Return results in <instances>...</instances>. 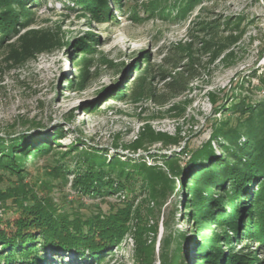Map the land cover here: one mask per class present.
Listing matches in <instances>:
<instances>
[{"label": "rangeland", "instance_id": "obj_1", "mask_svg": "<svg viewBox=\"0 0 264 264\" xmlns=\"http://www.w3.org/2000/svg\"><path fill=\"white\" fill-rule=\"evenodd\" d=\"M108 3L112 15L106 17L102 13L95 16L80 0L34 1L26 7L15 30L3 38L0 136L26 134L30 142L36 141L31 143H36L34 147L44 141L53 144L49 155L26 159L25 183L39 199H50L60 214L70 218L75 214L83 219L98 213L108 215L135 201L127 223L130 231L121 245L94 254L85 252L83 256L73 250L42 253L54 264H139L134 238L139 222L145 231L143 239L153 246L148 263L142 264H179L174 259L179 246L185 264H210L200 259L206 258L208 243L216 235L223 236L226 229L216 227V220L198 222L191 218L198 205L192 208L187 204L190 194L182 190L180 180L183 178L187 186L191 184L192 153L208 142L215 156L225 159V151L212 136L218 123H237L240 113L233 112L232 107L242 102L256 106L264 101V0ZM217 20L220 24L215 42L227 48L217 57L202 54L203 41L211 38L201 33L199 23ZM32 31L55 35L57 44L51 50L35 53L34 58L23 59L28 45L21 38ZM231 35L237 40H231ZM188 55L192 56L190 62L200 61L198 77L184 95L167 97L161 74L166 73L169 79L174 72L165 60L180 62ZM143 61L151 63V74ZM188 63L180 62V70ZM151 92L161 99L166 97L169 103L156 104ZM147 127L155 133L180 137V142L167 145L145 136L143 147L135 150V142ZM90 155L103 157L107 163L117 157L125 163V173L130 174L127 178L125 174L116 177L118 167L112 175L116 192L99 195L75 185L77 177L89 175ZM172 160L177 161L182 177L167 169ZM60 164L70 172L66 184L52 181L48 175ZM139 164L163 171L166 178L146 183L133 167ZM213 165L214 161H205L203 167ZM49 181L51 189L43 186ZM119 182L123 188H118ZM210 190L205 197H217L222 192L217 187ZM247 194L241 193L227 203L225 214ZM18 218L13 201L0 204L2 229L10 231L7 223L13 224ZM226 234L234 238L232 230ZM244 244L235 242L232 253L239 256L257 246ZM220 245L221 252H225L223 242ZM257 258L255 264H264V249Z\"/></svg>", "mask_w": 264, "mask_h": 264}, {"label": "trees", "instance_id": "obj_2", "mask_svg": "<svg viewBox=\"0 0 264 264\" xmlns=\"http://www.w3.org/2000/svg\"><path fill=\"white\" fill-rule=\"evenodd\" d=\"M34 1L47 2V0H0V51L4 44L3 38L15 30L19 18L24 16L26 7L34 5ZM120 1L117 0V2ZM108 2L109 0H80V3L87 5V9L91 10L95 16H100L102 13L106 17L112 15ZM199 2L200 0H191V4ZM136 16L134 15L133 19ZM227 23L231 24V20ZM218 24H220L218 20L199 23L201 33L211 38L210 41H203L202 54L217 57L226 50L227 45L215 42L218 35V30H216ZM55 37L53 34L42 33V31L28 32L21 38L28 45L24 50L23 59L34 58L37 52L51 50L57 44ZM230 39L237 40L233 35ZM182 50L185 52L184 48ZM190 53H192L191 47ZM191 58V55L181 58L180 62L186 60L189 62L182 70L179 67L180 62L165 60L166 64L172 65L174 72L169 79L166 73L161 74V78L166 81L164 89L167 97L184 95L193 80L198 77L196 68L200 66V61L192 59L190 62ZM144 63L147 72L151 74V63L148 61ZM126 96L123 95V97ZM151 97L158 105L169 103L166 97L161 99L153 92H151ZM232 110L240 113L237 123L231 124L230 120L218 123L212 136L213 139L218 140V144L225 151V159L217 158L211 142L206 143L192 153L191 184L187 186L186 181L181 178L180 186L183 191H188L190 194V198L187 196V204L192 208L198 205L195 214L191 216L192 219L198 222L216 220V227L226 229L223 236L216 235L208 243L206 258H201L200 261L210 264H255L258 261L257 253L264 249V101L256 106L242 102L232 107ZM21 135L12 138L0 136V204L11 200L19 210V218L13 224L7 223L10 231L1 228L2 221L0 220V264H54L42 252L48 250L50 254H55L59 250H73L79 256H83L85 252L94 254L114 244L121 245L122 240L130 231L127 223L130 221L135 201L132 200L133 202L123 206L117 212L112 210L108 215L98 213L86 219L77 214L74 218L60 214L50 199L38 198L34 189L25 183L24 177L26 159L30 156L37 158L49 155L53 144L44 141L34 147L36 143L33 145L31 143L36 141L30 142L26 134ZM57 135L60 136L62 133L59 131ZM145 136L152 140H163L167 145L180 142V137L155 133L151 127H147L145 132L140 133L139 140L135 142V150L143 147ZM242 139H244L243 142ZM220 141L227 142V145H223ZM90 156L91 159L87 162L89 175L85 178L77 177L75 185L78 188L81 187L84 192L92 191L99 195L116 192L117 187H114L115 181L112 175L118 167L116 177L120 179L125 174L127 178L130 174L125 173V163L117 157L107 163L103 157ZM205 161H214V165L204 168ZM167 164V169L172 175L182 177V171L176 160L169 161ZM133 167L142 174L146 183L155 184L158 179L166 178V173L158 171L157 168L147 167L145 164ZM69 173L65 166L60 164L52 167L48 175L52 181L60 180L66 184ZM183 175L186 177L184 172ZM52 181L44 185L42 183V185L51 189ZM6 183L10 184L2 188L1 185ZM255 186L256 190H254ZM121 187L123 188V185L119 182L118 188ZM212 187H217L218 191H222L220 195L217 197L210 195ZM208 190H210L209 198L204 195ZM230 192L231 196H229ZM244 192L248 193L247 198L240 199L234 204L229 214H225L226 204L234 201ZM217 208L219 210L214 212ZM137 228L134 236L139 252L137 262L139 264L144 261L148 263V255L152 253L153 246L148 245L143 239L145 231L139 222ZM229 230L233 231L234 238L226 234ZM238 240L247 246L250 243L257 246L255 250H249L238 256L232 253L231 248ZM221 242L228 254L221 252ZM177 249L178 253L174 259L179 264H185L186 258L182 254L181 246Z\"/></svg>", "mask_w": 264, "mask_h": 264}]
</instances>
